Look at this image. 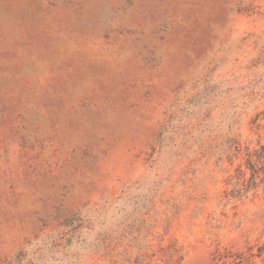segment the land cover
Masks as SVG:
<instances>
[{"label": "rangeland", "instance_id": "1", "mask_svg": "<svg viewBox=\"0 0 264 264\" xmlns=\"http://www.w3.org/2000/svg\"><path fill=\"white\" fill-rule=\"evenodd\" d=\"M0 264H264V0H0Z\"/></svg>", "mask_w": 264, "mask_h": 264}]
</instances>
